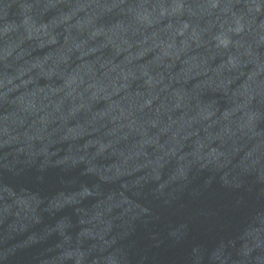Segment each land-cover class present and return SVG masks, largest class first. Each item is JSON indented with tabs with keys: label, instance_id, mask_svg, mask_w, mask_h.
Masks as SVG:
<instances>
[{
	"label": "water",
	"instance_id": "1",
	"mask_svg": "<svg viewBox=\"0 0 264 264\" xmlns=\"http://www.w3.org/2000/svg\"><path fill=\"white\" fill-rule=\"evenodd\" d=\"M0 264H264V0H0Z\"/></svg>",
	"mask_w": 264,
	"mask_h": 264
}]
</instances>
